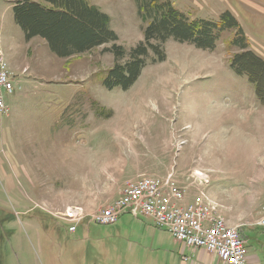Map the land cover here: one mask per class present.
Returning a JSON list of instances; mask_svg holds the SVG:
<instances>
[{"label": "rangeland", "instance_id": "obj_1", "mask_svg": "<svg viewBox=\"0 0 264 264\" xmlns=\"http://www.w3.org/2000/svg\"><path fill=\"white\" fill-rule=\"evenodd\" d=\"M0 0V51L11 72L8 116L0 115V264H179L177 244L149 218L123 214L116 225L60 218L68 207L93 214L142 178L185 190L239 227L247 255L264 264V105L246 75L229 67L233 31L213 51L167 40L163 62L128 89L104 84L115 59L143 42L148 24L134 0H83L109 18L115 43L59 58L29 41ZM36 1V0H30ZM192 22L229 11L248 50L264 59V0H168ZM157 44L156 42H153ZM207 181V183H204Z\"/></svg>", "mask_w": 264, "mask_h": 264}, {"label": "trees", "instance_id": "obj_2", "mask_svg": "<svg viewBox=\"0 0 264 264\" xmlns=\"http://www.w3.org/2000/svg\"><path fill=\"white\" fill-rule=\"evenodd\" d=\"M134 2L138 18L148 23L143 30L144 40L130 51V61L124 65L119 64L124 56L120 46L113 44L107 49L115 59L104 83L107 88L126 90L133 85L145 67L150 51L155 56L151 62H163L165 54L161 45L169 39L199 50L213 51L221 34L233 31L230 45L240 52L232 56L229 67L238 75H246L264 105V59L248 50L244 31L229 11L221 13L217 21L197 19L190 22L168 0ZM12 12L27 41L42 38L49 51L59 58H71L117 41L107 15L83 0H22L12 7Z\"/></svg>", "mask_w": 264, "mask_h": 264}, {"label": "built area", "instance_id": "obj_3", "mask_svg": "<svg viewBox=\"0 0 264 264\" xmlns=\"http://www.w3.org/2000/svg\"><path fill=\"white\" fill-rule=\"evenodd\" d=\"M11 72L0 51V115L8 116L5 96L12 94ZM207 183V181H204ZM185 190L168 181L161 183L153 178L126 185L125 191L112 205L96 213L85 214L80 207H68L60 218L70 224V232L83 221L100 226H113L126 212L149 218L158 229L169 233L181 248L205 250L214 254L221 264H250L245 242L239 227L227 223L215 207L196 197L187 206H181ZM264 197V195H263ZM254 226L264 231V204Z\"/></svg>", "mask_w": 264, "mask_h": 264}, {"label": "crops", "instance_id": "obj_4", "mask_svg": "<svg viewBox=\"0 0 264 264\" xmlns=\"http://www.w3.org/2000/svg\"><path fill=\"white\" fill-rule=\"evenodd\" d=\"M176 244L178 245L176 248V256L179 259V264H221L214 254H211L205 250H190L187 248H181L178 243ZM247 256L250 264H260L256 256Z\"/></svg>", "mask_w": 264, "mask_h": 264}]
</instances>
